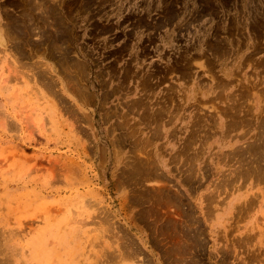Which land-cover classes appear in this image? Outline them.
Returning a JSON list of instances; mask_svg holds the SVG:
<instances>
[{"label":"rangeland","instance_id":"1","mask_svg":"<svg viewBox=\"0 0 264 264\" xmlns=\"http://www.w3.org/2000/svg\"><path fill=\"white\" fill-rule=\"evenodd\" d=\"M263 131L264 0H0V264H264Z\"/></svg>","mask_w":264,"mask_h":264},{"label":"bare ground","instance_id":"2","mask_svg":"<svg viewBox=\"0 0 264 264\" xmlns=\"http://www.w3.org/2000/svg\"><path fill=\"white\" fill-rule=\"evenodd\" d=\"M7 34V33H6ZM262 128V127H261ZM263 133H264V131H263ZM146 143V142H145ZM264 143V142H263ZM257 146V145H256ZM263 148V147H262ZM255 150V149H254ZM253 151V150H252ZM264 151V150H263ZM254 153V152H253ZM261 153V152H260ZM260 153H259V155H260ZM147 158V157H146ZM148 161V160H147ZM242 161V160H241ZM260 162V161H259ZM243 166V165H242ZM250 167V166H249ZM253 169V168H252ZM252 171V170H251ZM258 174V173H257ZM246 178H247V176H245ZM245 180V179H244ZM256 180V179H255ZM120 242V241H119ZM189 242V241H188ZM118 245V244H117ZM131 249V248H130ZM135 253V252H134ZM130 256V255H129ZM127 259H128V257H127ZM4 260V259H3ZM3 262V261H2ZM7 264V263H6Z\"/></svg>","mask_w":264,"mask_h":264}]
</instances>
